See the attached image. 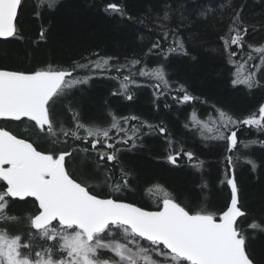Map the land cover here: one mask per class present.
<instances>
[{
  "label": "snow or ice",
  "instance_id": "snow-or-ice-1",
  "mask_svg": "<svg viewBox=\"0 0 264 264\" xmlns=\"http://www.w3.org/2000/svg\"><path fill=\"white\" fill-rule=\"evenodd\" d=\"M57 2L38 0L36 15L39 16L41 6L51 9ZM195 3V15L201 21L221 22L225 20L222 13H234L228 15L225 33L220 37L229 62L237 68L231 83L248 89L264 88L256 75L264 71V44L246 41L249 26L242 18L243 6L237 8L234 0H227V4L223 0H195ZM24 4L25 0H0V40L22 39L18 18ZM103 11L133 20L124 4L113 0H108ZM186 12V0H164L154 20L158 29L156 39L147 42V49L139 57H125L123 64L118 57L96 52L82 57L83 63L73 61L68 68L48 65L18 71L0 67V120L27 121L34 130V135L24 137L0 126V264H259L249 251L248 232L264 231V224L252 220L247 228L240 226L247 213L240 203L235 160L239 158L237 153L252 144L264 145V141L244 142L237 136L241 125L264 132V103L243 119L213 106L217 115L204 120L193 109L183 125L199 131L205 139L226 142L229 154L224 158L227 166L221 183L230 187V203L226 210L217 213L204 203L194 206L178 202L161 185L146 190L157 193V210H147L123 199L122 194L131 187L132 174L121 162L120 153L137 147L144 135L158 133L164 137L168 144L167 160L173 165L181 156L197 170L203 169L204 162L193 151H186L163 121L152 124L138 116H118L107 101H104L105 122L85 121L82 101L74 95V90L83 95V86L114 69L118 75L111 78L119 84L112 96L123 95L131 101L129 89L132 85L139 86L135 78L138 76L155 81L157 100L171 97L180 105L207 104V99L193 95L184 84L177 82L173 86L169 79L168 57L175 53L191 55L186 38L181 35V30L193 23ZM177 15L179 20L169 27ZM44 33L41 27L40 39H44ZM232 46L240 50L248 48L246 58L239 64L233 59L238 53L232 51ZM148 57L161 62L149 67ZM257 59L259 63L252 66L256 71L243 74L242 69ZM173 91L177 95H172ZM165 107L171 105L165 103ZM58 108L70 116L69 123L57 116ZM130 121L137 123L130 125ZM145 128L148 132L143 131ZM70 141L74 146L69 148ZM41 142L51 147L40 150ZM81 144L88 146L80 147ZM76 157L82 168L91 164L88 178L70 168ZM244 159L255 171L258 165L251 158ZM101 185L108 189L109 195L94 193ZM207 187L206 182L200 185L202 190ZM29 197L34 198L35 214L23 217L10 214L11 203Z\"/></svg>",
  "mask_w": 264,
  "mask_h": 264
},
{
  "label": "trees",
  "instance_id": "trees-1",
  "mask_svg": "<svg viewBox=\"0 0 264 264\" xmlns=\"http://www.w3.org/2000/svg\"><path fill=\"white\" fill-rule=\"evenodd\" d=\"M107 2L108 0H58L54 8L41 6L37 16L38 0H25L18 18L22 39L0 40V67L18 71H32L46 68L48 65L54 68H68L73 61L83 63L82 57H89L96 52L101 56L118 57L120 64L124 63L125 57H139L141 52L147 49V42L156 39L158 29L154 26V20L163 7L164 0H113L124 4L133 20L105 14L103 7ZM186 2L188 12L185 15L190 14L193 23L182 29L181 35L186 38V46L191 55L175 53L169 56L167 70L173 86L177 82L184 84L193 95L207 99V104L190 102L180 105L171 97H161L157 100L153 87L155 81L138 76L135 78L139 86L132 85L129 89L133 96L131 101L123 95L112 96L111 92L117 90L119 84L111 78L118 75L114 69L97 75L88 85L83 86V95L79 90H74V95L82 101L85 121L105 122L107 117L104 115V101H107L108 106L118 116H138L152 124L163 121L172 137L186 151H193L204 162L203 169L197 170L181 156L177 164L173 165L167 160L168 144L164 137L158 133L144 135L137 147L120 153L121 162L132 174L129 179L131 187L122 194L123 199L148 209H157V193H149L146 190L150 186L161 185L171 192L178 202L194 206L204 203L210 211L220 213L226 209L230 200V187L221 183L227 166L224 158L229 154L226 151V142L205 139L199 131L186 129L183 125L193 109L200 119L215 117L217 113L213 106L223 109L235 118L243 119L264 103V88L248 89L244 85L233 86L231 83L237 68L229 62L220 37L225 33L228 15L234 13H222L225 20L221 22L201 21L195 15V0ZM223 2L227 4V0ZM234 4L237 8L243 6L242 18L249 26L246 41L257 45L264 44V0H234ZM178 20L177 15L169 27H174ZM41 27L45 30L44 39L39 36ZM141 36H144L145 40H141ZM232 51L238 53L233 59L239 64L246 58L244 53L248 52V48L240 50L232 46ZM160 62L156 57L147 58L149 67ZM258 63V59L249 62L245 69H242L243 74L256 71L252 66ZM135 71L136 69H133V72ZM256 75L261 79V83H264V71H258ZM172 95L177 93L173 91ZM165 103L171 107L166 108ZM157 104L159 108L156 107ZM57 116L66 124L70 122V116L62 108L57 109ZM136 123L137 121H130V125ZM0 126L20 136L34 135L31 123L27 121L20 123L0 120ZM143 131L148 132L146 128ZM206 135L212 136L214 133ZM237 136L244 142L264 141V132L252 126H239ZM73 146L70 141L67 147ZM50 147L51 145L41 142L40 150ZM237 156L239 158L235 160V164L240 203L247 213L246 218H241L243 222L238 223L242 228H247L252 220L264 224V145L252 144L248 149L237 153ZM244 157L251 158L258 165L255 171ZM91 167L89 164L82 168L79 157L74 158L70 165L79 176L85 178L91 175ZM203 182H206L208 187L202 190L200 185ZM94 193L101 196L110 194L103 185L94 189ZM35 212L36 204L33 198L11 203L12 215L23 217ZM248 234L249 251L259 264H264V231L249 230ZM141 243L147 245L146 241Z\"/></svg>",
  "mask_w": 264,
  "mask_h": 264
},
{
  "label": "water",
  "instance_id": "water-1",
  "mask_svg": "<svg viewBox=\"0 0 264 264\" xmlns=\"http://www.w3.org/2000/svg\"><path fill=\"white\" fill-rule=\"evenodd\" d=\"M9 70H11V69H9ZM29 198H31V197H29ZM34 199V198H33ZM127 202H129V201H127ZM129 203H132V202H129ZM229 203H230V200H229ZM138 205V204H137ZM138 206H140V205H138ZM140 207H142V206H140ZM145 208V207H144ZM145 209H147V210H157V209H148V208H145ZM226 210V209H225Z\"/></svg>",
  "mask_w": 264,
  "mask_h": 264
},
{
  "label": "rangeland",
  "instance_id": "rangeland-1",
  "mask_svg": "<svg viewBox=\"0 0 264 264\" xmlns=\"http://www.w3.org/2000/svg\"><path fill=\"white\" fill-rule=\"evenodd\" d=\"M144 246H147L146 244H143Z\"/></svg>",
  "mask_w": 264,
  "mask_h": 264
}]
</instances>
